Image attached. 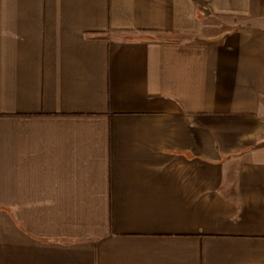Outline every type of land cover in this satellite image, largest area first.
<instances>
[{"label": "crops", "instance_id": "1", "mask_svg": "<svg viewBox=\"0 0 264 264\" xmlns=\"http://www.w3.org/2000/svg\"><path fill=\"white\" fill-rule=\"evenodd\" d=\"M0 264H264V0H0Z\"/></svg>", "mask_w": 264, "mask_h": 264}]
</instances>
